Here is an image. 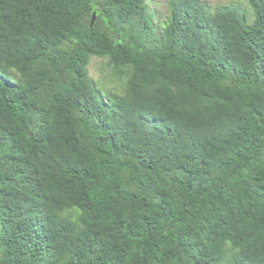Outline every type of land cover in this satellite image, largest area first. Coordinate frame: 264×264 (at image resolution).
I'll return each mask as SVG.
<instances>
[{
	"label": "trees",
	"instance_id": "1",
	"mask_svg": "<svg viewBox=\"0 0 264 264\" xmlns=\"http://www.w3.org/2000/svg\"><path fill=\"white\" fill-rule=\"evenodd\" d=\"M243 1L0 0V264H264V0Z\"/></svg>",
	"mask_w": 264,
	"mask_h": 264
},
{
	"label": "rangeland",
	"instance_id": "2",
	"mask_svg": "<svg viewBox=\"0 0 264 264\" xmlns=\"http://www.w3.org/2000/svg\"><path fill=\"white\" fill-rule=\"evenodd\" d=\"M202 1L206 2V4L210 6V8H213L217 5H223L229 2H233V1L244 2L243 0H202ZM151 2L153 5H156L155 9H156L157 16H159L160 18H163L165 16V8H166L167 0H151ZM88 69H89V75L96 82L98 89L102 93L109 94L110 92H114L115 89L117 92H121L120 87H117L116 83H114L107 76L101 75V71L104 72V69H105L104 60L92 57L90 59V64L88 65Z\"/></svg>",
	"mask_w": 264,
	"mask_h": 264
},
{
	"label": "water",
	"instance_id": "3",
	"mask_svg": "<svg viewBox=\"0 0 264 264\" xmlns=\"http://www.w3.org/2000/svg\"><path fill=\"white\" fill-rule=\"evenodd\" d=\"M93 20H94V15H92L91 23H92Z\"/></svg>",
	"mask_w": 264,
	"mask_h": 264
}]
</instances>
